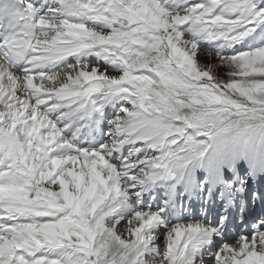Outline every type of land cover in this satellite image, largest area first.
Returning <instances> with one entry per match:
<instances>
[{"label": "snow or ice", "instance_id": "snow-or-ice-1", "mask_svg": "<svg viewBox=\"0 0 264 264\" xmlns=\"http://www.w3.org/2000/svg\"><path fill=\"white\" fill-rule=\"evenodd\" d=\"M0 264H264V0H0Z\"/></svg>", "mask_w": 264, "mask_h": 264}, {"label": "rangeland", "instance_id": "rangeland-1", "mask_svg": "<svg viewBox=\"0 0 264 264\" xmlns=\"http://www.w3.org/2000/svg\"><path fill=\"white\" fill-rule=\"evenodd\" d=\"M201 61H202V63H208V62H209L208 59L206 58V56H204V58L201 57ZM211 62H212V63H216L215 60H213V61H211ZM223 78H224V79H227V76L224 75Z\"/></svg>", "mask_w": 264, "mask_h": 264}, {"label": "bare ground", "instance_id": "bare-ground-1", "mask_svg": "<svg viewBox=\"0 0 264 264\" xmlns=\"http://www.w3.org/2000/svg\"><path fill=\"white\" fill-rule=\"evenodd\" d=\"M202 58H204V56H202ZM202 62V61H201Z\"/></svg>", "mask_w": 264, "mask_h": 264}]
</instances>
